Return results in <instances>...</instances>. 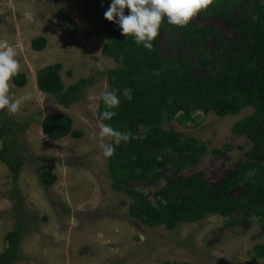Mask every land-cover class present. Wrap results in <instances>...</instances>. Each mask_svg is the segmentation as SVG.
<instances>
[{
  "label": "rangeland",
  "instance_id": "374dc122",
  "mask_svg": "<svg viewBox=\"0 0 264 264\" xmlns=\"http://www.w3.org/2000/svg\"><path fill=\"white\" fill-rule=\"evenodd\" d=\"M105 8L106 0H0V40H7L16 49L19 73L27 79L21 87L11 81V96L20 101L19 110L11 115L18 120H32L22 139L34 155L55 158L45 166L56 175L52 185L43 186L37 173L41 163L28 158L14 182L0 161V252L6 233L15 223L11 210L19 198L31 212L32 223L21 240L25 259L16 264H261L264 258H253V245L264 242V237H255L259 231L255 217L227 228L224 217L212 214L168 230L148 227L128 214L131 200L111 188L107 158L100 147L111 139L100 137L96 112L101 93L108 89L104 77L86 90L81 101L68 107L59 104L56 96L38 89L37 71L48 64H61L65 87L116 66L114 59L101 51L105 41L101 15ZM193 20L199 27H215L229 42L237 40L233 28L216 16L196 15ZM39 36L46 39V45L36 51L31 41ZM158 39L167 57L188 53L189 48L169 42L167 30ZM213 44L211 38L209 45ZM190 61L194 62L195 57ZM252 110L247 107L222 117L213 112L198 113L200 117L194 122L169 123L167 127L206 144L197 163L180 174L200 171L214 185L235 168L252 142L246 135L236 136L231 128ZM57 111L70 115L73 129L83 133L80 138L53 140L42 132V117ZM213 149L222 152L214 153ZM171 176V171L165 169L159 182L131 186L154 202L155 190ZM238 192L239 188L235 190Z\"/></svg>",
  "mask_w": 264,
  "mask_h": 264
},
{
  "label": "trees",
  "instance_id": "16d2710c",
  "mask_svg": "<svg viewBox=\"0 0 264 264\" xmlns=\"http://www.w3.org/2000/svg\"><path fill=\"white\" fill-rule=\"evenodd\" d=\"M110 0H106V8ZM128 10H125L127 14ZM203 18L216 16L233 28L234 42L227 41L215 27H199L194 20L181 28L162 22L159 34L167 30L172 44L189 48L188 53L167 57L159 45V34L151 51L137 46L133 37H125L118 26L101 15L104 44L102 53L113 58L116 66L79 78L65 87L60 75L61 64L52 63L40 68L36 85L44 93L56 96L64 107L81 101L87 89L100 77L108 83L106 91H114L120 99L110 124L120 132L130 134L127 143L120 142L115 154L107 158L111 188L131 200L128 214L148 226H163L173 230L177 225L192 223L212 214L225 218L227 228L237 226L251 217L257 218L256 238L264 237V2L263 0H214L209 10L197 14ZM67 30L73 33L65 22ZM211 38L214 41L209 45ZM46 45L42 36L31 41L33 50ZM195 61L191 62L190 57ZM70 75V71L67 72ZM17 86L27 83L26 75L13 77ZM252 107L251 114L235 121L231 131L246 135L252 147L240 158L237 166L211 185L200 171L182 175L194 166L206 151V144L184 136L167 127L176 120L179 124L195 121L213 112L218 116L235 115ZM105 110L101 96L97 104V119ZM32 120L15 119L0 112V161L16 182L28 158L41 163L38 181L50 186L56 175L45 166L52 157L34 155L22 139ZM42 132L50 139L65 136L80 138L81 130L73 129V121L66 111L44 115L40 121ZM113 138L108 143H113ZM214 153H221L213 149ZM170 170L168 182L155 190L154 202L131 186L155 184L162 178V170ZM239 188L240 192L235 193ZM11 215L13 228L5 235L0 252V264H16L25 259L21 240L32 221V215L17 198ZM253 258H264V242L253 245ZM165 264H168L166 262ZM235 264H249L237 262ZM261 264H264V260Z\"/></svg>",
  "mask_w": 264,
  "mask_h": 264
},
{
  "label": "clouds",
  "instance_id": "9594fccd",
  "mask_svg": "<svg viewBox=\"0 0 264 264\" xmlns=\"http://www.w3.org/2000/svg\"><path fill=\"white\" fill-rule=\"evenodd\" d=\"M213 3L214 0H110L104 18L118 26L123 36L133 37L137 46L151 51L165 19L168 24L183 28L197 14L209 10ZM17 55L7 40H0V112L7 114H15L20 107V101L13 99L10 92L11 81L20 71ZM101 100L105 110L100 113L99 135L111 137L114 142L102 143L100 147L103 156L111 158L120 142L129 141L130 134L103 123L117 115L115 109L119 107L120 99L116 93L104 91Z\"/></svg>",
  "mask_w": 264,
  "mask_h": 264
}]
</instances>
